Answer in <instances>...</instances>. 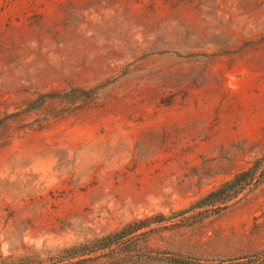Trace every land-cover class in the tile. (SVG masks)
I'll use <instances>...</instances> for the list:
<instances>
[{
    "label": "rangeland",
    "instance_id": "1",
    "mask_svg": "<svg viewBox=\"0 0 264 264\" xmlns=\"http://www.w3.org/2000/svg\"><path fill=\"white\" fill-rule=\"evenodd\" d=\"M263 153L264 0H0V261L260 258L264 183L190 207Z\"/></svg>",
    "mask_w": 264,
    "mask_h": 264
},
{
    "label": "trees",
    "instance_id": "2",
    "mask_svg": "<svg viewBox=\"0 0 264 264\" xmlns=\"http://www.w3.org/2000/svg\"><path fill=\"white\" fill-rule=\"evenodd\" d=\"M262 183H264V153L261 157L255 159L246 169L237 172L229 180L221 183L217 188L194 202L190 209L199 210L197 214L202 218L215 216L228 208L231 202L236 200L237 196L246 188L250 186L256 187ZM139 223H130L120 230L90 242L85 246H73L63 250L61 254L64 256L55 262V264L91 252L105 250L112 246H123L122 252L127 253L136 247L138 237L132 234L142 229ZM0 264H31V259L28 257L3 259L0 261ZM167 264H264V255L260 258L251 255L231 259H209L202 262L186 258H176L169 260Z\"/></svg>",
    "mask_w": 264,
    "mask_h": 264
}]
</instances>
